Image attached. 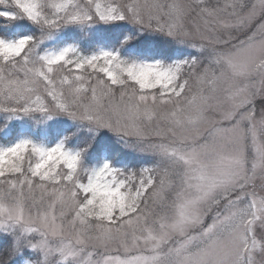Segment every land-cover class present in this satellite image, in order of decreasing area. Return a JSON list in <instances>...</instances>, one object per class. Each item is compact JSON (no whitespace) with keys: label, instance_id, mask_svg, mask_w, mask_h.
Wrapping results in <instances>:
<instances>
[{"label":"snow or ice","instance_id":"1","mask_svg":"<svg viewBox=\"0 0 264 264\" xmlns=\"http://www.w3.org/2000/svg\"><path fill=\"white\" fill-rule=\"evenodd\" d=\"M0 264H264V0H0Z\"/></svg>","mask_w":264,"mask_h":264}]
</instances>
